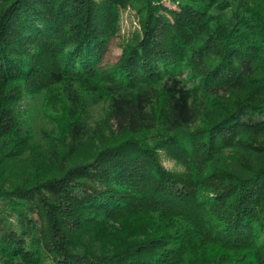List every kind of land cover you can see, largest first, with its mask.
I'll return each instance as SVG.
<instances>
[{"label": "trees", "instance_id": "obj_1", "mask_svg": "<svg viewBox=\"0 0 264 264\" xmlns=\"http://www.w3.org/2000/svg\"><path fill=\"white\" fill-rule=\"evenodd\" d=\"M0 264H264V0H0Z\"/></svg>", "mask_w": 264, "mask_h": 264}, {"label": "rangeland", "instance_id": "obj_2", "mask_svg": "<svg viewBox=\"0 0 264 264\" xmlns=\"http://www.w3.org/2000/svg\"><path fill=\"white\" fill-rule=\"evenodd\" d=\"M96 2L100 0H95ZM166 6L173 8L171 4L165 3ZM138 22L135 16V13L131 10H124L121 12L120 22H119V31L113 40L109 44V50L106 55L104 64H115L122 51V45L124 40H127L131 37L132 33L138 30ZM97 114H102V109H96ZM161 161L163 166L170 172H182V167L178 166L171 158L167 157L164 153L161 154ZM14 218V217H13Z\"/></svg>", "mask_w": 264, "mask_h": 264}]
</instances>
